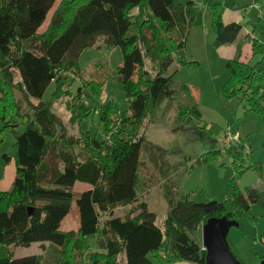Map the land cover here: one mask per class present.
Instances as JSON below:
<instances>
[{
    "label": "trees",
    "instance_id": "16d2710c",
    "mask_svg": "<svg viewBox=\"0 0 264 264\" xmlns=\"http://www.w3.org/2000/svg\"><path fill=\"white\" fill-rule=\"evenodd\" d=\"M55 1L0 0V119L8 128L12 124L6 121L7 113V118L10 114L27 118L13 144L12 188L0 191V264H43L42 255L14 257L17 247L36 243L55 246L60 264H153L150 258L162 264H204L205 252L195 237L200 227L210 218L222 217L239 224V218L264 198V191L242 193L230 180L223 202L197 204L188 195L172 199L167 193L168 211L160 226L136 193L145 122L158 101L175 100L179 94L172 88L173 74L164 73L173 63L197 65L184 55L187 18L196 11L194 2L182 7L174 0H61L45 31L38 33ZM195 2L211 12L212 46L234 44L241 25L223 23L222 0ZM99 38L121 51L117 77L129 115L120 119L111 103L105 104L99 115L103 140L89 132L67 136L51 107L69 96L62 89L68 76H79L78 57ZM241 48L238 44L233 58L225 63L227 80L221 94L226 99L240 98L264 118V55L254 68L240 62ZM251 51L252 56L263 53L256 40L251 42ZM146 61L149 68L144 66ZM12 70L19 77L17 84ZM107 75L105 65L97 63L81 87L98 100ZM52 84L50 100L41 102ZM81 87L67 106L70 122L91 113L81 105ZM13 89L23 94L31 119L19 111ZM177 110L182 123L201 120L196 105L178 103ZM237 145L233 158L241 160L244 148ZM247 169L264 180V163H251ZM76 183L87 184L90 190L76 194ZM72 202L78 229L64 232L60 226ZM119 208L127 211L115 216ZM88 237L96 238L98 251H89Z\"/></svg>",
    "mask_w": 264,
    "mask_h": 264
},
{
    "label": "rangeland",
    "instance_id": "374dc122",
    "mask_svg": "<svg viewBox=\"0 0 264 264\" xmlns=\"http://www.w3.org/2000/svg\"><path fill=\"white\" fill-rule=\"evenodd\" d=\"M60 1H55L38 33L45 31ZM189 2H194L196 11L187 18L189 34L185 37L184 55L187 61L196 62L197 65L179 66L173 63L164 73L165 76L173 74L172 88L177 89L179 94L175 100L163 98L158 101L150 118L145 122L141 150L142 164L136 193L156 215L158 226L168 211L167 193L172 199L185 194L194 203L201 204L211 201L223 202L230 180L236 182L242 193L246 189L263 192L260 188L264 186V180L254 170L247 169L251 163L255 165L264 163V118L257 112L250 111L240 98L226 99L222 96L221 87L227 80V74L225 62L220 60L223 57H219L218 52L214 54V47L211 48L214 39L211 12L195 0H174L177 6L182 7H186ZM222 4L221 15L230 12L234 21L241 25L237 41H241L245 46L243 50L247 63L254 68L258 67V62L264 55V0H222ZM226 16L225 21L228 20ZM253 40L261 45L263 53L250 58L248 55ZM224 53L226 54V50ZM97 63L104 64L108 71L98 100L87 88L81 87L90 78L92 68ZM120 64V49L104 45L100 38L93 47L82 51L77 60L79 76H68L62 88L69 96H62L51 107L52 112L62 123L63 133L77 137L79 132H89L103 140V127L99 122L103 105L111 103L120 119L129 115L127 100L117 77V68ZM144 66L149 68V62H144ZM11 73L13 83L17 84L19 77L16 71L12 70ZM181 86H186L187 90L182 92ZM80 87L81 105L90 109L91 113L84 119L70 122L67 106L72 101L71 96L75 95ZM53 89L52 84L45 91L41 102L50 100ZM12 92L19 103V111L28 114L31 119L32 112L23 94L18 89H13ZM31 103L35 104L36 101L31 99ZM178 103L196 105L201 114L200 122H180L177 119ZM7 115L8 113L5 115L6 121L11 122L12 127L4 128L0 119V191L3 192H9L12 188L15 178L13 144L16 135L24 131L27 123L25 116L19 118L10 114L7 118ZM228 129L231 130L232 136L238 138L242 147L248 148L249 157L242 149L244 154L241 160L233 158V152L238 149V145L225 144V132ZM152 158L157 164L150 162ZM238 170L242 172L239 174ZM81 191L83 189L81 190L80 186L73 189L76 194ZM71 207L60 226L64 232L71 231L77 224V209L73 202ZM126 211L127 208H119L115 210L114 215L122 216ZM238 222V227H231L227 235L230 251L242 264H259L257 257L264 256V198L252 205L248 214H243ZM195 237L201 244L200 229ZM86 242L92 249L90 252L98 251L95 237H88ZM30 255H42L43 264H60L58 249L52 245L33 244L28 248L17 247L14 250L15 259ZM150 260L153 264H162L152 258Z\"/></svg>",
    "mask_w": 264,
    "mask_h": 264
},
{
    "label": "water",
    "instance_id": "95a60500",
    "mask_svg": "<svg viewBox=\"0 0 264 264\" xmlns=\"http://www.w3.org/2000/svg\"><path fill=\"white\" fill-rule=\"evenodd\" d=\"M231 227H238V223L225 217L210 218L200 227L204 264H242L229 248L227 235ZM259 264H264V259Z\"/></svg>",
    "mask_w": 264,
    "mask_h": 264
},
{
    "label": "crops",
    "instance_id": "0c3cea01",
    "mask_svg": "<svg viewBox=\"0 0 264 264\" xmlns=\"http://www.w3.org/2000/svg\"><path fill=\"white\" fill-rule=\"evenodd\" d=\"M57 1V0H56ZM55 3V2H54ZM230 14H232V13H230V12H228V14H226V15H224V13H223V15H221L222 16V21H223V23H225V24H228V23H237L236 21H234V18H233V14L232 15H230ZM224 16H226V18L228 19L227 21H225L224 20ZM234 17H235V15H234ZM45 22V21H44ZM43 25V24H42ZM40 29V28H39ZM241 33V32H240ZM239 37V36H238ZM238 39V38H237ZM213 41V40H212ZM241 45L242 46V48H241V56H240V62H242V63H247V57L245 56V53H244V50H243V48L245 47L244 45H243V43L241 42V41H237L236 40V42L234 43V44H231V45H225V46H220V47H218V48H213L212 47V45H211V48H213V50H214V54H216L217 52H218V54H219V57H223V58H220V60L222 61V62H227L228 60H230V59H232L233 58V56H234V54H235V49H236V47H237V45ZM225 50H226V54L224 53L225 52ZM224 54L226 55V56H224ZM250 58H252V51H250V55H248ZM248 57V58H249ZM191 58V57H190ZM250 58L248 59V60H250ZM263 185H264V183H263ZM77 186H80L81 187V190L83 189V191H87V190H90V186L89 185H87V184H79V183H76L75 185H74V188L75 187H77ZM73 188V189H74ZM85 189V190H84ZM262 191H264V186L262 187V188H260ZM82 192V191H81ZM76 221H77V224H76V226L71 230V231H77V229H78V213H77V216H76ZM65 232H67V231H65ZM197 233L198 232H196V234L195 235H197ZM33 245V244H32ZM35 245H39V243H36ZM43 245H45V244H43ZM43 245H41V246H43ZM23 257H25V256H23ZM175 264H183L182 262H178V263H175ZM190 264H192V263H190Z\"/></svg>",
    "mask_w": 264,
    "mask_h": 264
},
{
    "label": "built area",
    "instance_id": "2783aa9c",
    "mask_svg": "<svg viewBox=\"0 0 264 264\" xmlns=\"http://www.w3.org/2000/svg\"><path fill=\"white\" fill-rule=\"evenodd\" d=\"M234 143H237L239 144V141H238V138L236 136H232V132L231 130H227L225 132V144L226 145H231V144H234ZM244 150H245V153H248V148L246 146H243Z\"/></svg>",
    "mask_w": 264,
    "mask_h": 264
}]
</instances>
